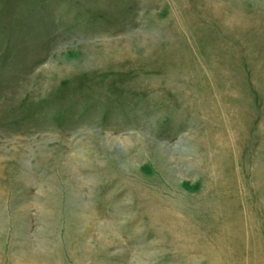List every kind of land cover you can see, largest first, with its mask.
I'll return each instance as SVG.
<instances>
[{
    "label": "rangeland",
    "instance_id": "1",
    "mask_svg": "<svg viewBox=\"0 0 264 264\" xmlns=\"http://www.w3.org/2000/svg\"><path fill=\"white\" fill-rule=\"evenodd\" d=\"M0 264H264V0H0Z\"/></svg>",
    "mask_w": 264,
    "mask_h": 264
},
{
    "label": "bare ground",
    "instance_id": "2",
    "mask_svg": "<svg viewBox=\"0 0 264 264\" xmlns=\"http://www.w3.org/2000/svg\"><path fill=\"white\" fill-rule=\"evenodd\" d=\"M208 244L210 245V243H208ZM205 250L207 251L208 254L211 253V252H213V249H209V250H208V249L205 248ZM207 257H208V256H207Z\"/></svg>",
    "mask_w": 264,
    "mask_h": 264
}]
</instances>
